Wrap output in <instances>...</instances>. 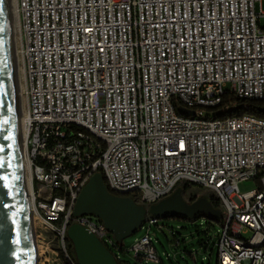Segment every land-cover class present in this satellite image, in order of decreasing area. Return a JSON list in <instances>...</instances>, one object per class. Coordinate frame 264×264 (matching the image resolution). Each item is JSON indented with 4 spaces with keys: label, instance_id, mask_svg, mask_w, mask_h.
I'll return each instance as SVG.
<instances>
[{
    "label": "built area",
    "instance_id": "obj_1",
    "mask_svg": "<svg viewBox=\"0 0 264 264\" xmlns=\"http://www.w3.org/2000/svg\"><path fill=\"white\" fill-rule=\"evenodd\" d=\"M262 2L17 0L33 214L70 264L72 223L121 259L102 221L74 215L97 172L146 204L180 182L212 190L225 215L218 264H264V119L227 102L264 99ZM250 179L258 187L242 192ZM157 222L132 248L140 262H162Z\"/></svg>",
    "mask_w": 264,
    "mask_h": 264
},
{
    "label": "water",
    "instance_id": "obj_2",
    "mask_svg": "<svg viewBox=\"0 0 264 264\" xmlns=\"http://www.w3.org/2000/svg\"><path fill=\"white\" fill-rule=\"evenodd\" d=\"M11 52L6 0H0V264H37L21 154ZM180 112L186 116L194 113L185 108ZM130 194L131 191L114 193L108 188L103 175L94 173L79 193L74 215L95 216L119 242L137 233L148 215L157 219L175 216L187 220L199 217L220 219L223 215V211L206 196L188 201L182 187H177L149 207L135 201ZM67 236L73 245L77 264H123L86 226L72 223L67 229Z\"/></svg>",
    "mask_w": 264,
    "mask_h": 264
},
{
    "label": "rangeland",
    "instance_id": "obj_3",
    "mask_svg": "<svg viewBox=\"0 0 264 264\" xmlns=\"http://www.w3.org/2000/svg\"><path fill=\"white\" fill-rule=\"evenodd\" d=\"M6 5L13 60L15 102L20 125L26 99L24 95L25 84L23 80V70L18 53L19 28L17 25H14L11 0H6ZM262 9L264 11V0L262 2ZM261 23L262 26H264V15L261 18ZM225 88H230V83L226 84ZM257 187L258 183L255 179L243 181L239 184V188L242 192H247ZM201 188L203 187L191 184L189 190L184 193V197L188 199L192 194H198L196 191ZM205 190L212 192L210 189ZM27 196L28 202H30V196L28 194ZM32 214L33 212L30 213V215L37 264H55L56 259H59L63 264L67 258L61 250L59 239L52 231L42 227L39 219L33 217L34 214ZM223 216L225 217V215ZM221 227L222 226L216 219L208 217L187 220L182 217L172 216L158 219V222L152 225L150 235L157 255L161 258L162 262H156L150 257L147 258L148 261L143 260L140 262L136 257V252L132 249L139 237L147 232L146 228H141L137 233L126 237L122 242L116 240L127 250L126 253L118 251L119 253L116 252V254H120L121 260L126 264H218L219 252L217 244Z\"/></svg>",
    "mask_w": 264,
    "mask_h": 264
},
{
    "label": "trees",
    "instance_id": "obj_4",
    "mask_svg": "<svg viewBox=\"0 0 264 264\" xmlns=\"http://www.w3.org/2000/svg\"><path fill=\"white\" fill-rule=\"evenodd\" d=\"M230 101H231V104H233L232 106L229 107L230 113L233 112L235 114H243L246 111H248L249 113H251V114H253V115L257 116V117L264 119V99L263 100H249L247 98H241V97L233 96L227 102H230ZM246 104L250 105V109H248V110L245 109V105ZM220 113H223V109H221V110L216 112V114H220ZM177 187H182L183 194H184V193H186L189 190V188L191 187V184L187 183V182H180L177 185ZM196 192H198V194H192L190 196L191 199H195V198L200 197V196H206V197H208L210 199V201L212 202V204L215 207L220 208L221 210H223L220 200L218 199V197L213 192L207 191L204 188H201L200 190H198ZM130 196L135 201H137L139 203H143L141 201V199H140V195L137 192L131 193ZM145 205L147 207H149L150 204H146L145 203ZM223 215H224V213H223ZM223 215H222V217L220 219H216L218 221V223H220L221 226H223V223H224V216ZM67 246H68V249H69L71 255L73 256V258H76L75 253H74L73 245H72L70 239L68 238V236H67ZM120 246H121V244H120ZM120 251L122 253H126L127 252V250L125 249L124 246L123 247L121 246ZM119 262H121L123 264H126L121 259L119 260ZM64 264H70V263H69V261L66 260L64 262Z\"/></svg>",
    "mask_w": 264,
    "mask_h": 264
},
{
    "label": "bare ground",
    "instance_id": "obj_5",
    "mask_svg": "<svg viewBox=\"0 0 264 264\" xmlns=\"http://www.w3.org/2000/svg\"><path fill=\"white\" fill-rule=\"evenodd\" d=\"M12 3V14L14 16V25L19 26V16H18V8H17V0H11ZM15 5V8H14ZM15 41V40H14ZM15 55V54H14ZM21 95V94H20ZM25 112V111H24ZM23 112V113H24ZM22 113V120L20 123V136H21V154H22V161H23V167H24V176H25V185H26V192L27 194L30 196V202H29V209H30V213L33 212V201L31 200V178H30V166L27 162V158H26V135H27V131L26 128L24 126V115ZM22 132V134H21ZM33 215V214H32ZM33 217H35L33 215ZM35 219V218H34Z\"/></svg>",
    "mask_w": 264,
    "mask_h": 264
},
{
    "label": "flooded vegetation",
    "instance_id": "obj_6",
    "mask_svg": "<svg viewBox=\"0 0 264 264\" xmlns=\"http://www.w3.org/2000/svg\"><path fill=\"white\" fill-rule=\"evenodd\" d=\"M190 199H191V198L189 197L187 200H188V201H191Z\"/></svg>",
    "mask_w": 264,
    "mask_h": 264
},
{
    "label": "crops",
    "instance_id": "obj_7",
    "mask_svg": "<svg viewBox=\"0 0 264 264\" xmlns=\"http://www.w3.org/2000/svg\"><path fill=\"white\" fill-rule=\"evenodd\" d=\"M140 237H141V236H140ZM140 237H139V238H140ZM55 264H56V263H55ZM58 264H59V263H58Z\"/></svg>",
    "mask_w": 264,
    "mask_h": 264
}]
</instances>
